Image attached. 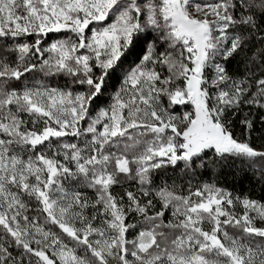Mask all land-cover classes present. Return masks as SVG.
Listing matches in <instances>:
<instances>
[{
  "label": "snow or ice",
  "instance_id": "1",
  "mask_svg": "<svg viewBox=\"0 0 264 264\" xmlns=\"http://www.w3.org/2000/svg\"><path fill=\"white\" fill-rule=\"evenodd\" d=\"M0 264H264V0H0Z\"/></svg>",
  "mask_w": 264,
  "mask_h": 264
},
{
  "label": "trees",
  "instance_id": "2",
  "mask_svg": "<svg viewBox=\"0 0 264 264\" xmlns=\"http://www.w3.org/2000/svg\"><path fill=\"white\" fill-rule=\"evenodd\" d=\"M226 186L237 188L239 191H246L247 180L246 179H229L226 182Z\"/></svg>",
  "mask_w": 264,
  "mask_h": 264
}]
</instances>
